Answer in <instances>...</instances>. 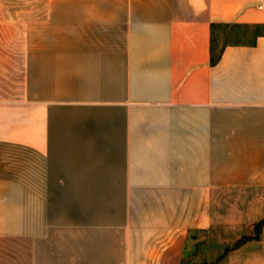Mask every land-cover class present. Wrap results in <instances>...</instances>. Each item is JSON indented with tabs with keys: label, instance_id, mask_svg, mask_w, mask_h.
Instances as JSON below:
<instances>
[{
	"label": "crops",
	"instance_id": "obj_1",
	"mask_svg": "<svg viewBox=\"0 0 264 264\" xmlns=\"http://www.w3.org/2000/svg\"><path fill=\"white\" fill-rule=\"evenodd\" d=\"M263 28L264 0H0V264H190L230 190L264 221ZM257 230L220 263L264 264Z\"/></svg>",
	"mask_w": 264,
	"mask_h": 264
},
{
	"label": "rangeland",
	"instance_id": "obj_2",
	"mask_svg": "<svg viewBox=\"0 0 264 264\" xmlns=\"http://www.w3.org/2000/svg\"><path fill=\"white\" fill-rule=\"evenodd\" d=\"M252 196V194H247L246 191L236 190L212 195V207L214 208L212 214L216 224L207 231L205 236L201 235L200 240L188 243L187 249L192 255L190 264H217L218 260L214 262L209 257V255H212L211 253L215 254V252L224 256L222 260H219V263L221 261L225 263L228 261L226 257L230 252L256 239L259 230L255 228V225L252 226V223L257 220H252V217L247 218L244 216L243 218L240 216L244 211L247 213L245 209L249 208L248 203L250 200L248 198ZM231 218L234 220L233 224L228 223L231 222Z\"/></svg>",
	"mask_w": 264,
	"mask_h": 264
},
{
	"label": "trees",
	"instance_id": "obj_3",
	"mask_svg": "<svg viewBox=\"0 0 264 264\" xmlns=\"http://www.w3.org/2000/svg\"><path fill=\"white\" fill-rule=\"evenodd\" d=\"M258 29L259 28H255L252 33L257 34L259 31ZM263 31H264V28H263ZM225 42H227V40ZM222 50H223L222 48L219 50L216 48L213 38H212V45H211V63L212 64H215L219 60ZM263 225H264V221H260L255 224V228L258 229L259 227Z\"/></svg>",
	"mask_w": 264,
	"mask_h": 264
}]
</instances>
